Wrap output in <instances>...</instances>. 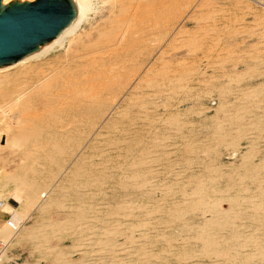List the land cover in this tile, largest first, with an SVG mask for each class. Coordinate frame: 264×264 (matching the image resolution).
Instances as JSON below:
<instances>
[{
	"label": "rangeland",
	"instance_id": "rangeland-1",
	"mask_svg": "<svg viewBox=\"0 0 264 264\" xmlns=\"http://www.w3.org/2000/svg\"><path fill=\"white\" fill-rule=\"evenodd\" d=\"M87 1L64 45L0 71L32 88L26 66L107 60L128 28L132 47L107 66L117 92L55 161L19 173L31 166L7 146L19 112L0 102V264H264V0H169L165 22L148 13L156 0Z\"/></svg>",
	"mask_w": 264,
	"mask_h": 264
},
{
	"label": "bare ground",
	"instance_id": "bare-ground-1",
	"mask_svg": "<svg viewBox=\"0 0 264 264\" xmlns=\"http://www.w3.org/2000/svg\"><path fill=\"white\" fill-rule=\"evenodd\" d=\"M13 1H16V0H1V8L5 7L8 3L13 2ZM21 1H23V0H19V2H21ZM67 1L73 10V18L70 21V23L53 40L38 46L34 52H32L31 54H29L27 56H24L23 58L18 60L16 63L11 64L9 66L0 67V71L8 70V69L16 67V66H20L19 68H23L25 66L24 62H27V61L35 59V58H39V57H41L47 53L53 52L56 47L60 48L62 46L63 42L68 37L72 36V34H74L76 32V30L79 28L80 24L83 23L84 21H86V19H87L86 18L87 12L89 10L88 1L87 0H67ZM147 1L149 2V0H143V4H145V2H147ZM165 1H169V0H156L155 1V3H156L155 6L159 5L160 7H162L161 10L159 9L160 11L159 10L157 11V9H155L154 6L152 7V5H150V4H147V6L144 5L146 7L150 6L147 8L148 13L150 14V16H154L156 14L154 17V19L156 21L159 18L160 19L163 18L162 14L166 11V10H164ZM173 1L171 0L172 3H173ZM122 3L124 4V2H122ZM126 3L129 4V2H126ZM139 3H138V5L142 8L143 7V6H141L142 3H141V5ZM153 4H154V2H153ZM124 5L121 6L117 10L119 17L120 16L124 17V15H125L124 13H125L127 7H129V5L128 6L127 5L124 6ZM133 5L137 6V4H135V3ZM131 7L132 6H130V9H131ZM169 10H170V13L173 14L175 12V5L171 4L169 6ZM132 11H134V10H132ZM144 12H145V8H144ZM126 13L130 14L129 12H126ZM137 14H138V12H137ZM133 15H134V13H133ZM141 15H143V14H141ZM146 16H148V14H146ZM119 17L118 18L116 17V18L120 19ZM168 17H169V15H168ZM172 17H173V15L171 16V18ZM117 19H115V20H117ZM146 19H150V18H146ZM169 19H170V17H169ZM151 20H152V18L149 21H151ZM161 20L163 21L164 18ZM128 21H129L128 19H127V21L125 19L122 22L128 23ZM165 21H166V19L164 20V22ZM142 22H144V21H142ZM120 24H115V27L120 26ZM155 25H157V23ZM160 25L163 26L164 23L163 24L161 23ZM111 26L109 25V27H111ZM130 26L131 25H129V27ZM150 26H151V24H150ZM150 26H149V28H150ZM158 26H159V22H158ZM150 29H152V28H150ZM164 30H163V32H164ZM111 32L112 31H110V34H111ZM121 32L122 31H120L119 36H117V37H119L118 40L116 37V40H117L116 42H115L114 37L110 36L109 32H107L109 34L107 36L110 37L109 38L110 42L116 43V45H115L116 49H110L109 51L107 50L110 54V57L109 58L107 57L108 58L107 60L105 57H99L98 58L99 60L97 61V60H93V59H97V58L92 57L93 59L90 58V60L92 59V61L89 62L91 65L87 64L82 69L78 68L81 64H77L79 66H75L76 64L74 63L75 64V65L73 64L74 66L73 65L72 66H64V64L59 63V62L58 63L53 62L52 64L50 63V64H47V65L45 64L42 66H40V65H37V66H35V65L29 66L28 65L29 67L26 66L27 68L25 70H29V71H25V74H30V73L32 74L31 77H29L30 76L29 75L28 76L29 78L28 79L26 78L27 80H29L28 82H32V83H30L33 86L32 88L29 87V88L20 90L19 92L14 88V86H15L14 82L16 81V77L18 74L20 77L21 71H19V70H21V69L15 71L14 73H7L8 71L0 73V102L1 103L4 102L6 105H8V107L11 110H15V111L19 112L18 119L14 118L16 121L15 126H18L17 127L18 129L16 128L17 129L16 133L14 135H12V137L8 140L7 146L10 145L9 147H11V148L12 147H14V148L16 147V149L18 148L20 151V156L22 158H24V160L26 159V161H30L29 164H31V166H29L27 164L23 169H20L19 170L20 174H30L31 172H35L33 167H32V161L39 159V158H36V159H34V158L38 157L39 155L42 156L43 153L46 156L48 155L49 157H51L52 161H55V157L60 156L63 153V150H66V148L71 147L72 141L73 142L76 141V143H77V141L79 140V138H78V140L76 139L77 133H75V132H76V128L78 127V125H80V123H84L87 127H91V126H93V124L94 125L96 124L94 122L99 119V116L101 115V113L102 112L105 113L104 109L107 106L106 105L107 101H106V99H104L105 97L103 95L107 92H110V93L115 92V91L117 92V89H118L120 83L122 82V81L120 82V80H121L120 76L115 75L114 73L108 71L109 70L107 68L108 63H110V61L112 60L111 58L118 59V58H116L118 50L122 51L121 49H123L124 53H125V51H128V48L132 47V44H131V47H128V34H129L128 28L125 29L122 33ZM104 33L105 32H103L102 34H104ZM102 34L98 35L99 36L98 38H101L100 36ZM104 36H105V34H104ZM106 39H107V37H106ZM106 43L104 45H107ZM91 45L94 46V44H91ZM99 46H102V45H99ZM99 46H97V47H99ZM146 48H149V47H146ZM107 51L104 50V52H107ZM82 52L83 51H81V54H82ZM104 52H103V54H104ZM84 55H87V54H84ZM81 56H83V55H81ZM107 56H108V54H107ZM75 60H76V58H75ZM88 60H89V57H88ZM85 61H87V59L84 60L83 62L85 63ZM126 62H128V61H126ZM96 64H98V65L95 66ZM110 66H108V67H110ZM30 70H32V71H30ZM111 70H112V68L110 69V71ZM115 71H117V70H115ZM18 72H20V73H18ZM124 73H125V68H124V72L122 74H124ZM117 74H118V72H117ZM119 74H120V72H119ZM19 77H18V79L20 80V82H21V80H24V79H20ZM123 77H124V75L122 76V78ZM19 80H18V82H19ZM24 82H26V81H24ZM17 84L18 83H16V85ZM115 86L117 88H115ZM114 94H116V93H114ZM108 96L106 98H109ZM110 97H111V95H110ZM5 98L6 99L9 98V101H7L8 99L5 101ZM109 103H110V100H109ZM31 109H33L36 112L34 114V116H31V118H29V117L27 118V116L25 117L23 115L24 112H26L27 110H31ZM11 115H12V113H11ZM13 115H14V113H13ZM63 118H64V122H63L64 125L63 124H61V125H63L62 128L66 127L65 128L66 130H64L63 132L59 131V132H62V133L58 132L59 134H57L56 132H53L52 131L53 127L57 126V124H60L61 119H63ZM58 126H57V128H58ZM45 130H47L48 132H46ZM72 146H74V144H72ZM72 148L73 147H71V149ZM54 165H56V164H54ZM17 184H18V186L21 189L23 194H25L28 198H31V199L34 198L31 195V193L29 192V190H28V192L25 190L23 183H17Z\"/></svg>",
	"mask_w": 264,
	"mask_h": 264
},
{
	"label": "water",
	"instance_id": "water-1",
	"mask_svg": "<svg viewBox=\"0 0 264 264\" xmlns=\"http://www.w3.org/2000/svg\"><path fill=\"white\" fill-rule=\"evenodd\" d=\"M6 6L1 8L0 0V67L16 63L53 40L73 18L67 0L15 2Z\"/></svg>",
	"mask_w": 264,
	"mask_h": 264
},
{
	"label": "built area",
	"instance_id": "built-area-1",
	"mask_svg": "<svg viewBox=\"0 0 264 264\" xmlns=\"http://www.w3.org/2000/svg\"><path fill=\"white\" fill-rule=\"evenodd\" d=\"M6 225H7L9 228H14V227H13V224H12L11 222H8ZM5 250H6V246H5V244L0 243V262H1V260H2V257H3V255H4Z\"/></svg>",
	"mask_w": 264,
	"mask_h": 264
}]
</instances>
